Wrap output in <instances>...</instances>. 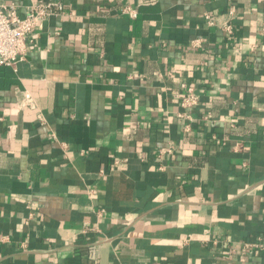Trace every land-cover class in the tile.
Returning <instances> with one entry per match:
<instances>
[{
  "label": "crops",
  "instance_id": "1",
  "mask_svg": "<svg viewBox=\"0 0 264 264\" xmlns=\"http://www.w3.org/2000/svg\"><path fill=\"white\" fill-rule=\"evenodd\" d=\"M63 1L0 65V264H264L230 253L264 236V0Z\"/></svg>",
  "mask_w": 264,
  "mask_h": 264
},
{
  "label": "built area",
  "instance_id": "2",
  "mask_svg": "<svg viewBox=\"0 0 264 264\" xmlns=\"http://www.w3.org/2000/svg\"><path fill=\"white\" fill-rule=\"evenodd\" d=\"M64 10L65 3L63 0H47L30 6L28 11L21 16L18 13L16 4L5 3L0 0V65L15 66L18 59L27 52L29 44L32 42L31 33L36 24L41 20L61 14ZM122 13L128 14L132 18L138 16L137 8L130 4L122 8ZM205 17L209 24H215V19L211 13H206ZM233 18L234 11L230 10L223 26V29L229 34L234 31ZM202 42V38H195L192 40L191 45L199 47L202 45ZM181 88L182 91L179 93L181 110L177 113V116L183 123L184 132H188L191 130V123L194 120V110L199 105L200 96L196 92L194 85L186 81L181 82ZM22 95L23 104H34V98L29 92L24 91ZM170 151L171 148L160 150L158 152V159H161L164 153ZM160 168H162V165H160ZM98 215L102 216L103 212H99ZM89 229L90 227L87 226L84 228V231L87 232ZM109 240V237L101 238L96 241L95 245L101 246V244ZM214 242L218 243L217 240ZM261 250H264V236L261 234L256 235L252 240H243L230 247L231 254Z\"/></svg>",
  "mask_w": 264,
  "mask_h": 264
}]
</instances>
